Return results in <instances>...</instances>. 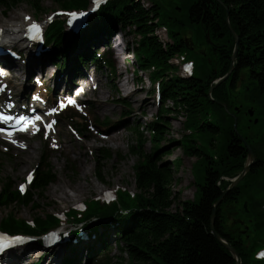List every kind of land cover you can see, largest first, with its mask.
I'll return each mask as SVG.
<instances>
[{
	"label": "trees",
	"instance_id": "1",
	"mask_svg": "<svg viewBox=\"0 0 264 264\" xmlns=\"http://www.w3.org/2000/svg\"><path fill=\"white\" fill-rule=\"evenodd\" d=\"M28 2L37 12L44 11L43 0H0L6 9ZM62 7L86 6L90 0H56ZM186 17L196 23L208 39L211 59L201 56L193 76L167 75L163 83V101L170 99L173 106L163 104L157 120L148 122L145 127L151 131L153 150H144L148 141L144 131L133 127L137 134V144H133L130 153L138 158L134 165V177L137 192L120 190L118 202L111 206L102 205L92 200L87 217L97 218L112 216L120 220L118 226L120 255L100 264H236L237 259L229 249L222 245L213 234L214 203L219 199L231 181V178L244 169L248 149L235 130L250 143L257 154V160L240 183L230 191L218 206L215 214V230L226 239L239 253L241 264H264L255 258L254 252L264 245V0H187ZM161 5L158 0L145 6L137 0H117L103 9L105 20L92 21L91 26L72 43V52L87 43L103 30L112 32L118 27H130L141 35L139 46H135L138 65L146 70L151 64L164 66L163 72H156L152 79L165 75L175 68L169 59L183 51L186 37L182 31L172 30L169 34L172 42L165 47L153 35L156 27L165 23L161 18ZM227 9L230 23L240 36V45L233 74L214 89V99L225 102L229 110L216 103L209 96V89L214 81L224 76L230 69L235 48V38L227 24ZM100 15V16H101ZM159 20L156 22V20ZM169 19V18H168ZM174 24L183 27L184 22L170 18ZM63 28L59 20L51 27L49 38H58ZM209 38L213 46L209 43ZM194 49L196 47L194 46ZM60 55V50L57 51ZM192 56L195 54L191 51ZM199 53V51H198ZM66 52V56H67ZM51 57H54L52 55ZM86 61L96 59L95 46L78 53ZM176 69V68H175ZM139 73V71H138ZM255 109L258 122L250 121L247 110ZM239 109V111H237ZM187 113L186 127L200 128L205 134L211 130L205 140L215 152L210 153L198 143V139L180 142L188 156L196 158L193 166H201L202 182L196 178V191L192 200H178L174 189L178 179H174L171 167L162 162L170 153L166 144L175 142L167 138V117L174 111ZM209 113L213 121L200 126L201 119ZM112 153L101 154V162L110 159ZM180 162V161H179ZM3 164H0V173ZM97 179L105 182L104 176L96 169ZM51 167L40 175L32 190L25 196L2 181L5 187L0 210L17 204L19 207L40 208V202L46 196L48 187L55 180ZM39 198V199H37ZM248 203L245 208L244 203ZM123 210H127L123 212ZM39 227L56 224L57 218L52 213L46 216L39 213L36 217ZM24 220L15 219V213L9 211L0 221V227L11 232L21 229L30 231ZM248 226V227H247ZM248 228L246 232L243 229Z\"/></svg>",
	"mask_w": 264,
	"mask_h": 264
},
{
	"label": "rangeland",
	"instance_id": "2",
	"mask_svg": "<svg viewBox=\"0 0 264 264\" xmlns=\"http://www.w3.org/2000/svg\"><path fill=\"white\" fill-rule=\"evenodd\" d=\"M140 1L145 5L151 4V0ZM158 2L162 7L161 18L163 20H166L171 29L182 31L184 35L188 34V37L192 36L194 46L197 49L195 50L192 48V52L195 54L193 59L197 61L199 57L204 56L209 62L211 56L208 39L206 38L204 32L198 29V25L196 23H191L186 17L188 11L187 0H158ZM43 6L44 11L40 15H38L41 19L45 18V14L61 8V5L57 4L56 0H43ZM3 8L4 7L0 9L1 22H14L12 20L21 21L20 18L23 13H36L35 9L28 2L18 4L16 7H13L10 11H8L7 14L4 13L5 9ZM170 18H177L181 22H184L185 25L183 27H180L176 24H173L170 22ZM118 32H120V30H118ZM160 37L161 39H164L166 41L169 40V37L166 35H161ZM127 40L129 42V48H133V44L136 41L135 36L132 34H128ZM119 48L120 47H117L116 49L112 48V52L114 53V55H116L115 52L117 51L118 54L120 53ZM124 48L125 45L123 43L121 50H124ZM116 61L118 66V73L125 69V65L130 68V72L131 69L133 70L137 67L133 62H129V64H127V62L123 63L119 58H116ZM172 62L175 63L176 61L173 60ZM50 66L51 67L46 69V72L49 70L50 73L54 74V77L56 78L58 77V75L62 74L54 72V67L52 65ZM177 67L179 68L178 73L180 74L181 67L178 65ZM22 71L25 72V70ZM24 77L25 74L23 73V76H20L18 87H22ZM98 77L100 79V88L93 94H90V97H92L93 99L92 109L96 112L97 118H99V120L97 121L99 124L104 125L105 122L103 120L107 118L108 123H116L111 132H113L115 129H121L120 140L115 143L102 141L95 138L93 134L89 133L88 131L83 130L82 126H79V130L82 136L87 135L85 141L75 140L73 137L71 140V135L69 134L68 136L67 128L63 126L62 142H64L65 140H67L68 142L66 143V149L64 151H49L51 155L50 159L51 165L53 166V172L56 175V181L49 185L46 196L40 202L41 206L39 210H36L31 206L19 207L17 204H11V206L4 207L2 208V210H0V221L2 217L6 216L9 211H13L19 218L28 220L36 217L39 213L44 216L48 213H55L57 211L61 213L64 210H67L68 208L75 205L77 203L76 201H90L92 199L98 198V196L102 193V190H104L108 185L113 189L124 187L129 191H138L134 177V165L137 162L138 158L130 154V146L133 142H135V135L131 133L128 125L129 127L131 126V124L145 125L146 123L153 120L157 115L158 108L162 106V102L160 104H156L155 95L153 90H151V85L148 80V74L144 72H142L143 83L136 88L138 89V92L140 94L139 98L141 100H150V105L152 108L148 111L141 110L136 104H133L131 102V100H133V97L131 99V97L127 94V91H129L131 88L127 87L126 85H124L123 87V84H121L120 82L121 80L116 79L114 83L107 74H104L100 71H98ZM53 81L54 80L51 79L50 81H47V84H52ZM13 82H16V80H12V83ZM115 84L118 88V93L115 91ZM101 91H103L104 100L101 98ZM119 96H122L127 100V105L130 109L129 113L126 114V111H128V109L115 103L116 99H119ZM98 100L103 105L102 107L98 106ZM167 103L168 105L173 106V102L171 100H168ZM181 112H177V110H174L167 117V138L174 139L175 142L170 143L168 144V146H166V148H169L170 153H167L163 157V160L162 162H160V164L164 163L166 164V166L173 169L174 179H178V182L176 184L174 182L173 184V187L179 198L178 200H192L194 199L196 191V186L194 184L195 178L199 182H202L203 173L201 170V166L198 165L193 168L196 162V158L186 155L183 147L181 146L180 142L186 141L184 136L187 132L185 128L186 115ZM210 133L211 130L209 128L207 134H205V132L199 133L197 131H194L193 137L190 136L187 138V140L197 138L199 144L204 146L208 152L213 153L215 152V148L211 147V145L208 144L205 140V137L209 136ZM147 136L150 137V133H147ZM31 145V148H29L28 150H15V155H13V157L6 158V160L4 161L3 173L2 176H0L1 179H3L2 177H5L6 180L7 176L11 177V182H13L14 186L17 187L18 183L24 179L26 172L35 167L38 162L41 161L40 155H42L43 150H45V144L43 142L33 140ZM103 147H108L112 150V157L101 162L99 160V157L102 154L101 149ZM144 150L148 152L153 150V144L149 141L144 146ZM29 151L33 152L34 158L31 162L26 163L23 160ZM73 164L76 166V169H72L71 166ZM96 169H98L104 176L105 182L97 179V176L95 174ZM79 185H82L85 188V194L82 196H80V193L78 194L77 190H75V188ZM1 190L2 183L0 182V191ZM61 190L64 191V193H66V195L68 196L66 197V199L62 198L63 195L60 194ZM73 194L76 195L75 200L71 197ZM103 230L104 229H101V231ZM115 230V228L108 229L104 237L109 238L110 246L108 251L112 256L116 257L120 255L121 251L119 236L117 235V231ZM96 237H99V235ZM91 240L93 239L90 238L89 241ZM91 242L95 243L96 241ZM100 243L101 241L95 243L97 244L95 248H99ZM34 248H36V246ZM80 251H83L82 255L84 256L80 264H86V262L88 261L86 260V249L84 248ZM105 252H107V250L100 251L98 255L102 256ZM95 256L97 257V255Z\"/></svg>",
	"mask_w": 264,
	"mask_h": 264
},
{
	"label": "snow or ice",
	"instance_id": "3",
	"mask_svg": "<svg viewBox=\"0 0 264 264\" xmlns=\"http://www.w3.org/2000/svg\"><path fill=\"white\" fill-rule=\"evenodd\" d=\"M102 0H93V4L96 6V8L99 7V5L101 4ZM103 2H106V0H103ZM95 10V8L93 9V11ZM68 15L72 18V19H69L68 23L71 25L73 23V20H77L79 18H84L83 20V24L85 25V27L90 23V20H89V14L87 12H84V11H80V12H71V13H68ZM30 19V18H28ZM28 33H36L38 34L39 31H40V26L36 23H32L29 28H28ZM33 39L36 38V36L34 35L32 37ZM7 88V85L5 84H2L0 83V92L4 91L5 89ZM83 89H81L82 91ZM38 99V97H37ZM68 103H75V101L69 99L68 100ZM8 107H11V104L7 105ZM57 109L53 108L52 111L55 112ZM13 119H16L15 117H13L12 115H5L3 112H0V122L2 123H7L8 121H11ZM42 116L40 115H35L34 118L33 117H26V116H20L18 119H17V123H21L25 120L28 121L29 124H32V125H35V123L37 121H42ZM52 123H48L45 125V127H48V128H51L52 127ZM15 126H12V128H0V132H4L6 133V135L11 138L12 135H13V129H14ZM22 131H26L27 128H22L21 129ZM39 130V129H37ZM15 142V141H13ZM30 176H29V180H30ZM24 189V186L22 185L21 186V190L23 191ZM23 240L22 237L20 236H9V235H6V234H3V233H0V264H4L3 262V257L5 255H8V256H11L13 253L12 249H14V246L21 242ZM264 255V254H262Z\"/></svg>",
	"mask_w": 264,
	"mask_h": 264
},
{
	"label": "water",
	"instance_id": "4",
	"mask_svg": "<svg viewBox=\"0 0 264 264\" xmlns=\"http://www.w3.org/2000/svg\"><path fill=\"white\" fill-rule=\"evenodd\" d=\"M230 13H229V10H227V17H226V20H227V24L229 26V29L230 31L232 32L235 40H236V46H235V50H234V53L232 55V61H231V67H230V70L228 71V73L223 76L222 78H219L215 84L210 88L209 90V96L211 99H213L212 97V92L213 90L219 86L220 84H222L224 81H226L229 76L233 73L234 71V63L237 59V55H238V51H239V45H240V36L236 33V31L234 30V28L232 27L231 23H230ZM215 102L223 105L225 108H227V104L226 103H223L219 100H215L213 99ZM228 109V108H227ZM248 113L253 116L254 115V108L251 107L249 108L248 110ZM255 122H258V119H255ZM237 126V118H235V128ZM241 139L243 140L244 142V145L245 147L248 149V158H247V162H246V165L243 169V171L241 172L240 175H238L232 182V184L225 190L222 191V194L221 196L219 197V199L214 203V215H213V224H212V227H213V234L214 236L216 237V239L222 244L224 245L227 249H229L232 254L237 258V264H241V259L239 257V254L237 252V250L230 244L228 243V241L226 239H224L216 230H215V214H216V211H217V208L218 206L223 202V199L224 197L230 192L233 190L234 187H236L238 185V183L244 178L245 174L251 169V167L253 166V164L256 162V159H257V155L256 153L254 152V150L252 149L251 145L246 141V139L241 135ZM247 202L245 203V207H247Z\"/></svg>",
	"mask_w": 264,
	"mask_h": 264
},
{
	"label": "bare ground",
	"instance_id": "5",
	"mask_svg": "<svg viewBox=\"0 0 264 264\" xmlns=\"http://www.w3.org/2000/svg\"><path fill=\"white\" fill-rule=\"evenodd\" d=\"M2 7H5L4 5H0V9L2 8ZM3 9H5V8H3ZM0 26H2V25H0ZM11 26H14V28H13V30H14V32L15 33H17L18 31H19V25L18 24H13V25H11ZM3 27V26H2ZM229 27V26H228ZM4 28V27H3ZM4 30H9V29H4ZM234 37V36H233ZM191 62L192 63H195L196 61L193 59V58H191ZM33 70V68L32 67H30L29 68V70L28 71H32ZM228 73V72H227ZM226 73V74H227ZM77 74H79L80 75V72H77ZM225 74V75H226ZM233 74V73H232ZM231 74V75H232ZM167 75H171V73H169V72H167L166 71V73H165V78H166V76ZM230 75V76H231ZM20 76H23V73L22 72H19V73H15V75H14V77H15V79H16V82H14V85L15 86H17V90L18 91H21L22 90V87H18L19 86V79H20ZM229 76V77H230ZM53 79V76L51 77H48L47 79H46V81H49L50 79ZM217 79H219V78H217ZM30 86L31 85H28V87L30 88ZM127 86V85H126ZM123 87H124V85H123ZM130 97H131V99H132V97H133V100H131V102L133 103V104H136L141 110H146V111H148V110H151V105H150V100L149 101H146V100H141L140 98H139V96H140V94H139V92H138V89H136L134 92H131V93H129L128 94ZM135 96V97H134ZM98 106L99 107H102L103 105L101 104V103H99L98 104ZM110 142L112 141V142H117V141H119L120 140V133L117 131V132H115L111 137H110ZM91 148V147H90ZM33 158H34V156H33V152L32 151H29L28 153H27V155H26V157L24 158V160L23 161H25L26 163H29V162H31L32 160H33ZM2 173H3V171L1 172V174H0V176H2ZM3 179H1V181H5V182H8V184H10L11 183V177H8L7 176V178H6V180H5V177H2ZM56 184V183H55ZM59 185V184H58ZM75 190H77V192H78V194L80 193V196H82V195H84L85 194V188L82 186V185H79L78 187H76L75 188ZM61 195H63V197L62 198H65L66 199V197H68L67 195H66V193H64V191H62L61 190V193H60ZM72 198H74V200L76 199V195H72L71 196ZM77 202V201H76ZM68 208V207H67ZM61 217L63 218V216H62V212H61ZM50 251H54L55 249H49ZM35 255V254H34ZM33 255V256H34Z\"/></svg>",
	"mask_w": 264,
	"mask_h": 264
}]
</instances>
